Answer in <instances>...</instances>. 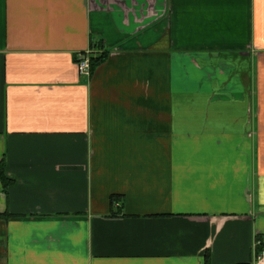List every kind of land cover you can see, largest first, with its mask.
<instances>
[{
    "label": "crops",
    "instance_id": "obj_1",
    "mask_svg": "<svg viewBox=\"0 0 264 264\" xmlns=\"http://www.w3.org/2000/svg\"><path fill=\"white\" fill-rule=\"evenodd\" d=\"M2 162L0 264L252 261L264 0H0Z\"/></svg>",
    "mask_w": 264,
    "mask_h": 264
},
{
    "label": "built area",
    "instance_id": "obj_2",
    "mask_svg": "<svg viewBox=\"0 0 264 264\" xmlns=\"http://www.w3.org/2000/svg\"><path fill=\"white\" fill-rule=\"evenodd\" d=\"M76 67L79 75L90 76V51L76 55ZM254 246L258 248V252L252 261L245 264H264V234L259 235Z\"/></svg>",
    "mask_w": 264,
    "mask_h": 264
},
{
    "label": "trees",
    "instance_id": "obj_3",
    "mask_svg": "<svg viewBox=\"0 0 264 264\" xmlns=\"http://www.w3.org/2000/svg\"><path fill=\"white\" fill-rule=\"evenodd\" d=\"M94 48H97V52L94 56L90 57V72H93V70L101 63L104 61V59L106 58V52L103 50V47L101 46V44H96L94 45ZM0 182L2 183V185L5 187L8 182L9 179L6 177L5 173H4V165L3 162L0 163Z\"/></svg>",
    "mask_w": 264,
    "mask_h": 264
}]
</instances>
